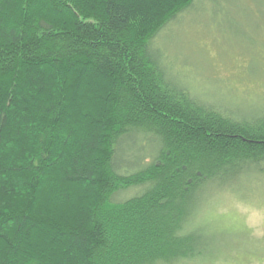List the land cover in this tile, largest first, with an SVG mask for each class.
Segmentation results:
<instances>
[{"label": "trees", "instance_id": "trees-1", "mask_svg": "<svg viewBox=\"0 0 264 264\" xmlns=\"http://www.w3.org/2000/svg\"><path fill=\"white\" fill-rule=\"evenodd\" d=\"M195 2L0 0V264L212 261L198 214L264 178V109L202 100L153 55Z\"/></svg>", "mask_w": 264, "mask_h": 264}, {"label": "rangeland", "instance_id": "rangeland-1", "mask_svg": "<svg viewBox=\"0 0 264 264\" xmlns=\"http://www.w3.org/2000/svg\"><path fill=\"white\" fill-rule=\"evenodd\" d=\"M151 50L202 100L246 114L264 109V0H196ZM140 144L125 141L121 161ZM236 190L215 192L202 205L197 225L216 237L218 251L199 264H264V178H245Z\"/></svg>", "mask_w": 264, "mask_h": 264}]
</instances>
